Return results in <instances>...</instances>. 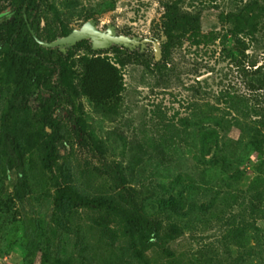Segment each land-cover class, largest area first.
I'll list each match as a JSON object with an SVG mask.
<instances>
[{
	"label": "rangeland",
	"instance_id": "374dc122",
	"mask_svg": "<svg viewBox=\"0 0 264 264\" xmlns=\"http://www.w3.org/2000/svg\"><path fill=\"white\" fill-rule=\"evenodd\" d=\"M163 1L54 3L58 25L68 31L93 19L101 30L113 27L117 34L160 42L154 24ZM252 1L183 0L182 9L201 15L202 43L184 39L172 50L163 72L150 73L138 63L124 67L125 90L117 113L103 114L81 97L84 116L105 148L104 158L80 145L65 109L58 110L63 113L66 148L61 147L56 173L63 181L87 196H115L119 191L112 179L97 167L108 165L111 171L119 164L129 186L136 189L141 210L162 223L161 233L170 232L171 226L178 228L176 238L164 244L172 254L155 247L148 252L151 264H264V129L254 110L257 97L264 101V89L249 90L245 80L252 76L240 75L227 55V51L240 55L243 36L232 33V23L221 18ZM247 43L246 67L251 68L252 62L262 65V76L254 78L264 77V19ZM141 52L154 62L161 59L153 43ZM228 93L247 100L234 102ZM9 95L10 90L0 95V118ZM31 103L37 106L35 99ZM42 157L41 151L33 150L23 163L18 160L11 168L6 162L0 164V260L70 264L84 250L95 264L125 260L129 251L117 248L96 227L100 211L82 209L75 220L57 225L52 218L56 179L44 168ZM24 172L31 191L18 201L13 197L14 185ZM256 179L262 183L263 202L252 213L248 188ZM112 225L118 228L117 223ZM34 236L41 248L30 251L27 244Z\"/></svg>",
	"mask_w": 264,
	"mask_h": 264
},
{
	"label": "trees",
	"instance_id": "16d2710c",
	"mask_svg": "<svg viewBox=\"0 0 264 264\" xmlns=\"http://www.w3.org/2000/svg\"><path fill=\"white\" fill-rule=\"evenodd\" d=\"M54 1L0 0V95L10 90L0 118V164L6 162L11 168L18 160L23 163L28 151H41L44 168L52 171L56 179L52 218L57 225L61 227L65 221L75 220L82 209H96L101 215L94 222L101 235L116 243L120 250L129 251L121 262L109 260L103 264H151L148 252L155 247L172 254L164 244L176 238L178 228L171 226L170 232L161 233L162 223L151 219L141 210L134 197L136 189L129 186L119 164L111 171L108 165L97 167L101 174L112 179L119 191L115 196H87L71 183L63 181L56 173L61 147L66 148L61 126L63 113L58 110L65 109L80 145L104 158L105 148L84 116L81 97L88 98L103 114L117 113L125 90L123 68L129 63H138L150 73L163 72L168 68L172 50L181 46L184 39L198 45L205 40V35H201V15L182 9L183 0H164V9L154 24L162 38V56L154 62L141 50L131 51L118 45L107 50H93L89 40L79 41L66 51L59 47L41 46L32 31L46 41L65 36L71 31L58 25L60 16ZM207 1L216 4L219 0ZM221 18L232 23V33L243 36L240 55H234L231 51H227V55L240 75L246 78L252 76L245 80L249 90H263L264 77L254 78L262 76V65L257 66L256 62H252L251 68H247L244 57L249 48L247 38L255 36L264 19V3L253 0L238 12H229ZM81 49L83 52L77 55ZM78 65L81 69L77 68ZM228 94L234 102L247 100L242 95ZM32 99L36 100L37 106L31 103ZM263 103L257 97L254 110L257 122L264 129ZM204 140L208 142L207 134ZM261 185L260 180L256 179L248 188L252 193L249 201L252 213H256L263 202ZM30 191L24 172L16 180L13 197L23 201ZM113 223H117L118 228ZM40 248L36 236L27 244L30 251ZM69 262L95 264L87 250L81 253L79 259Z\"/></svg>",
	"mask_w": 264,
	"mask_h": 264
},
{
	"label": "water",
	"instance_id": "95a60500",
	"mask_svg": "<svg viewBox=\"0 0 264 264\" xmlns=\"http://www.w3.org/2000/svg\"><path fill=\"white\" fill-rule=\"evenodd\" d=\"M36 41L43 47L55 48L62 47L64 45H75L79 41L89 40L93 50L109 49L114 45L133 49L134 47L145 46L151 42V39L144 38L140 40L138 37H130L127 35L117 34L113 27L107 30H101L96 25L95 20L90 19L86 21L81 27L73 29L69 34L61 37H57L52 41L42 40L32 31ZM155 55L158 59L162 56V49L160 42L153 41ZM0 264H8L0 260Z\"/></svg>",
	"mask_w": 264,
	"mask_h": 264
},
{
	"label": "flooded vegetation",
	"instance_id": "af4514ba",
	"mask_svg": "<svg viewBox=\"0 0 264 264\" xmlns=\"http://www.w3.org/2000/svg\"><path fill=\"white\" fill-rule=\"evenodd\" d=\"M72 30H73V29H72ZM72 30H71V31H72ZM71 31H70V32H71ZM60 37H61V36H60ZM140 40H142V39H140ZM153 41H156V40L151 39V42H149V43H153ZM161 41H162V40H160V42H161ZM157 42H159V41L157 40ZM149 43H148V44H149ZM148 44H147V45H148ZM161 44H162V42H161ZM153 45H154V44H153ZM64 46H69V45H64ZM145 47H146V46H145ZM110 48H111V47H110ZM134 49L143 50V49H145V48H141V46L139 45V46H137V47H134V48L131 49V50H134Z\"/></svg>",
	"mask_w": 264,
	"mask_h": 264
}]
</instances>
